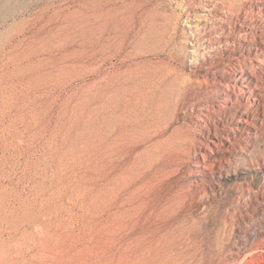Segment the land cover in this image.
Masks as SVG:
<instances>
[{
	"label": "rangeland",
	"instance_id": "374dc122",
	"mask_svg": "<svg viewBox=\"0 0 264 264\" xmlns=\"http://www.w3.org/2000/svg\"><path fill=\"white\" fill-rule=\"evenodd\" d=\"M179 3L0 0V264H264V66L244 55L264 16L225 34ZM214 59L249 92L227 104L198 77ZM172 62L186 83L162 120Z\"/></svg>",
	"mask_w": 264,
	"mask_h": 264
},
{
	"label": "bare ground",
	"instance_id": "6f19581e",
	"mask_svg": "<svg viewBox=\"0 0 264 264\" xmlns=\"http://www.w3.org/2000/svg\"><path fill=\"white\" fill-rule=\"evenodd\" d=\"M160 1V0H158ZM180 1L181 5H182V12L180 14H178L177 18L179 17V15L182 17L185 16L187 17H197L198 19H200L202 21V23L200 24L201 29H207V28H211L212 27H216V26H220L221 30L224 32L225 30H227L228 27V23L232 20V19H236L239 22V28L241 30V32H245L248 33V29L251 26V22H252V15L248 14V12L253 13V11H257V13L259 12V14L261 16H264V0H248L250 2H241V1H236L233 0L231 2V0H225V2H222L221 4H214L213 3H209L206 5H195L196 8L194 9H190L187 7V0H176V2ZM221 2V1H220ZM160 3V2H159ZM179 3V4H180ZM207 3V2H206ZM162 4V3H161ZM200 4V3H199ZM241 5H249V8L247 9L245 6V10H242L243 6L240 8ZM191 6V5H190ZM194 6V5H193ZM232 6H239V12L237 13H233L231 11ZM158 7L159 4H158ZM238 8V7H237ZM109 9V8H108ZM188 9V12H187ZM235 9V8H234ZM158 10V8H157ZM161 10V9H160ZM163 10V9H162ZM163 12V11H162ZM161 13V12H160ZM254 14V13H253ZM160 15V14H159ZM158 15V16H159ZM164 15V12H163ZM167 18L169 16V14H165ZM157 16V17H158ZM171 17V14H170ZM164 18V16H163ZM162 18V19H163ZM173 18V17H172ZM192 18V17H191ZM160 19V18H159ZM158 19V20H159ZM168 19V18H167ZM234 19V20H235ZM261 19V18H260ZM161 20V19H160ZM160 20L158 21V23L160 22ZM166 20V19H165ZM173 20V19H172ZM162 22H165L163 20H161ZM171 21V19H170ZM109 22V21H108ZM156 22V21H155ZM169 23V20L167 21ZM236 22V21H235ZM237 22V23H238ZM255 24V23H254ZM168 25V24H167ZM171 25V24H170ZM169 25V26H170ZM232 25V23H231ZM99 26V25H98ZM161 26V25H160ZM255 26V25H254ZM107 27V26H106ZM165 27V25H164ZM163 25L161 28H164ZM166 30L168 29V33L170 31V29L168 27H165ZM217 28V27H216ZM238 28V29H239ZM96 29V28H95ZM113 29V28H112ZM176 29V28H175ZM214 29V28H213ZM219 29V27H218ZM217 29V30H218ZM100 30V29H99ZM163 30V29H162ZM165 31V29H164ZM172 31L173 27H172ZM172 31H170V33H172ZM205 31V30H204ZM258 31V30H257ZM106 32V31H105ZM167 32V31H166ZM225 33V32H224ZM231 33V32H230ZM240 33V31H239ZM226 34V33H225ZM166 35V34H164ZM163 35V36H164ZM168 35V34H167ZM171 35V34H170ZM223 35V34H222ZM235 36V35H234ZM262 37V36H261ZM175 38V37H173ZM203 38V37H202ZM245 38V36L243 37V39ZM170 40V38H168ZM166 39V40H168ZM165 40V39H164ZM171 40H173L171 38ZM170 40V42H171ZM199 42V41H198ZM207 42V41H206ZM111 43V42H110ZM165 43V42H164ZM167 43V41H166ZM169 43V42H168ZM216 43V42H215ZM211 43H207V47H210ZM165 45V44H164ZM204 45V44H203ZM229 45V44H228ZM235 45V44H234ZM104 46V45H103ZM254 46V45H253ZM172 47V46H171ZM202 47V46H201ZM206 47V46H205ZM216 47V46H215ZM166 48V47H165ZM212 48V47H210ZM222 48V47H221ZM199 49V48H198ZM207 50V49H206ZM215 50V49H214ZM214 50H210V52H214ZM217 50V49H216ZM232 50V49H231ZM249 51H247L246 54H244L246 56V58H248L250 60L251 63H253L255 66L257 67H263L264 66V41H261L260 43L257 44V46L255 48H253L252 50L249 48ZM173 51V50H172ZM90 52V51H89ZM176 52V51H175ZM120 53V52H119ZM178 54V53H177ZM213 54V53H212ZM202 55V54H201ZM222 55V54H221ZM243 55V54H242ZM205 56V55H204ZM213 56V55H211ZM206 57V56H205ZM210 58V57H209ZM208 58V59H209ZM225 60V59H224ZM242 61V60H240ZM98 62V61H97ZM168 61H166L167 63ZM165 63V62H164ZM165 63V68L166 69V64ZM170 63V62H169ZM173 63V62H172ZM152 64V63H151ZM162 64V63H161ZM140 65V64H139ZM160 65V64H159ZM157 65V66H159ZM253 65V66H254ZM155 66V65H154ZM202 66V65H201ZM228 66V65H227ZM254 66V67H255ZM160 67V66H159ZM161 67V68H162ZM229 67V66H228ZM150 68V67H149ZM244 68V67H243ZM181 69V68H180ZM232 69V68H231ZM168 72L165 73V71H156V78L154 79V87L155 91H154V101H156L157 104V112L158 114L155 115H159L160 118L165 114L167 117L169 116L168 113H170L169 111H171V109L173 108V105L176 103V101L181 97L182 95V89L185 86L186 83V78L184 76V78H182L178 71L177 68L174 66L173 64H168L167 67ZM199 70V68H198ZM237 70V69H236ZM242 70V69H241ZM240 72H232V73H226L223 72V62H221L219 59H214L210 62H205V64L202 66V68L199 70V74L198 77L204 78L205 80L210 81V83L212 82L215 86L216 89L220 90L222 93L226 94V103H230L232 102V100L234 99V97L237 95L238 91H243V92H249L251 85L253 83V79H252V75L250 73V71L246 70L247 72L241 71ZM228 71V70H226ZM144 73V72H143ZM108 76V75H107ZM104 77V76H103ZM255 77V75H254ZM147 78V77H146ZM150 78V77H148ZM200 78V79H201ZM112 79V78H111ZM153 79V77H152ZM151 79V80H152ZM196 79V78H195ZM203 79V80H204ZM257 79V78H256ZM197 80V79H196ZM128 81V80H127ZM199 81V79H198ZM208 81H205L208 83ZM148 82V81H147ZM150 82V81H149ZM201 82V81H200ZM257 82V81H256ZM144 83V82H143ZM153 84V83H152ZM148 86V84H147ZM264 86V85H263ZM257 87V86H256ZM108 88V87H107ZM149 88V87H148ZM145 90V89H144ZM152 92V91H151ZM189 92V91H188ZM197 92V91H196ZM131 93V91H130ZM143 93V92H142ZM147 93V92H146ZM150 96V95H149ZM184 96V95H183ZM110 97V96H109ZM261 97V96H260ZM264 97V95H263ZM262 98V97H261ZM145 99V98H144ZM150 99V98H149ZM183 99V98H182ZM147 100V99H146ZM150 103V102H149ZM177 104V103H176ZM180 104V103H179ZM155 105V102H154ZM152 106V105H151ZM156 107V105L154 106ZM225 107V105H224ZM177 108V107H176ZM206 109V108H205ZM151 110V109H150ZM175 110V109H174ZM175 112V111H174ZM173 112V113H174ZM173 115V114H172ZM171 115V116H172ZM196 121L200 124L201 122L205 121L204 120V116H206V113L204 111H199L198 113H196ZM164 117V116H163ZM162 117V118H163ZM166 117V119H167ZM159 118V117H158ZM161 118V119H162ZM170 119V118H169ZM163 120V119H162ZM161 120V121H162ZM171 120V119H170ZM165 121V119H164ZM167 121V120H166ZM240 121H243V123H245L244 125L248 124V119L244 118ZM163 122V121H162ZM168 123V121H167ZM166 123V124H167ZM173 123V122H172ZM170 123V124H172ZM162 126V125H161ZM202 126V125H201ZM161 130V129H160ZM173 131V130H172ZM175 131V129H174ZM175 133V132H174ZM153 135V134H152ZM172 138V137H171ZM166 139V138H165ZM230 139V138H229ZM166 141V140H165ZM229 141V140H228ZM160 142V141H159ZM171 142V141H170ZM214 144L216 143L215 141H212ZM175 144V143H174ZM170 145V144H169ZM177 146V145H176ZM175 146V147H176ZM173 147V146H172ZM179 147V146H178ZM174 148V147H173ZM170 149H172L170 147ZM174 150V149H173ZM170 152V151H169ZM159 155V154H158ZM163 155V154H162ZM203 155V154H202ZM161 171V170H160ZM183 201V200H182ZM161 204V203H160ZM165 204V203H164ZM163 204V205H164ZM162 205V204H161ZM165 207V206H163ZM163 209V208H162ZM193 226V225H192ZM189 229V228H188ZM190 230V229H189ZM192 231L193 230L192 228ZM190 234H192L190 232ZM167 236V235H166ZM190 237V236H189ZM161 238V237H160ZM196 238V237H194ZM156 240V239H155ZM190 241V240H189ZM193 242V241H192ZM157 244V241H156ZM154 246V245H153ZM157 247V246H156ZM154 249V247H153ZM150 252V251H149ZM151 253V252H150ZM145 255V254H144ZM148 258V257H147ZM241 264V263H240Z\"/></svg>",
	"mask_w": 264,
	"mask_h": 264
}]
</instances>
